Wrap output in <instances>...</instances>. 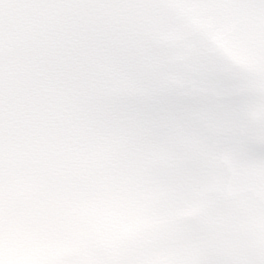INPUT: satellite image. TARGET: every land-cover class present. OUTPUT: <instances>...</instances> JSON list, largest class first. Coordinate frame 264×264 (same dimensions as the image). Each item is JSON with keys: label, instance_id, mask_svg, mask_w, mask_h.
<instances>
[{"label": "clouds", "instance_id": "clouds-1", "mask_svg": "<svg viewBox=\"0 0 264 264\" xmlns=\"http://www.w3.org/2000/svg\"><path fill=\"white\" fill-rule=\"evenodd\" d=\"M0 264H264V0H0Z\"/></svg>", "mask_w": 264, "mask_h": 264}]
</instances>
